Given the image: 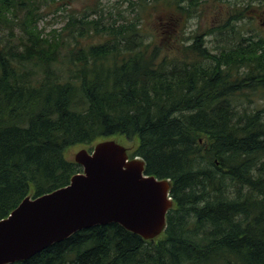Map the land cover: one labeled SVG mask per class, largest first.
I'll return each mask as SVG.
<instances>
[{
	"label": "trees",
	"instance_id": "1",
	"mask_svg": "<svg viewBox=\"0 0 264 264\" xmlns=\"http://www.w3.org/2000/svg\"><path fill=\"white\" fill-rule=\"evenodd\" d=\"M128 1L139 12L123 24L98 8L46 33L48 0H0V221L83 172L69 148L120 135L171 182L166 229L98 225L11 264H264V109L240 108L264 91V38L206 41L237 33L252 2L187 38L207 0Z\"/></svg>",
	"mask_w": 264,
	"mask_h": 264
},
{
	"label": "water",
	"instance_id": "2",
	"mask_svg": "<svg viewBox=\"0 0 264 264\" xmlns=\"http://www.w3.org/2000/svg\"><path fill=\"white\" fill-rule=\"evenodd\" d=\"M83 168L68 186L27 197L0 221V264L32 258L78 231L117 223L145 240L166 229L173 207L171 183L145 175L140 158L113 140L82 149L74 160Z\"/></svg>",
	"mask_w": 264,
	"mask_h": 264
},
{
	"label": "rangeland",
	"instance_id": "3",
	"mask_svg": "<svg viewBox=\"0 0 264 264\" xmlns=\"http://www.w3.org/2000/svg\"><path fill=\"white\" fill-rule=\"evenodd\" d=\"M42 6L43 17L39 20L38 26L40 29H44L46 33L52 30H62L66 25L69 15L74 14L82 17L83 15H89L90 19L96 17L93 10L101 8L100 14L103 15V22L108 24H114V21L118 24H123L125 20H132L138 14L139 9L137 5L131 6L128 0H56L52 2L48 0ZM135 4H138L140 0H132ZM152 1V0H149ZM231 2V5L229 4ZM252 2L245 19L235 24L236 32L229 30L231 33L224 32L223 36L207 37V46L217 53L219 48H229L232 45H237L240 41V36L249 37L253 35L261 36L264 38V25L262 21L264 19V0H207L201 5L190 18L185 27V36L190 38L193 34L198 32H206L210 28L218 27L228 20V17L235 14L236 10L246 4ZM262 2V3H260ZM233 6V9H230ZM235 8V9H234ZM152 12V10H151ZM156 13V12H153ZM153 19V17H151ZM186 16H183L185 19ZM148 20L150 17L147 18ZM157 19V16L155 18ZM225 31L222 30L221 33ZM97 39H92L95 42ZM211 40V41H209ZM247 109H264V91H258L251 93L248 98L241 99L240 108ZM113 140L116 143L125 147L128 153H132L135 147L138 146V139L134 141H128L124 136H113L107 139L100 140L98 142ZM94 143L96 146L98 143ZM94 148V147H92ZM82 149H89V145H77L69 148L65 155L70 161H74L77 153Z\"/></svg>",
	"mask_w": 264,
	"mask_h": 264
},
{
	"label": "flooded vegetation",
	"instance_id": "4",
	"mask_svg": "<svg viewBox=\"0 0 264 264\" xmlns=\"http://www.w3.org/2000/svg\"><path fill=\"white\" fill-rule=\"evenodd\" d=\"M262 24L264 25L263 21H262Z\"/></svg>",
	"mask_w": 264,
	"mask_h": 264
},
{
	"label": "bare ground",
	"instance_id": "5",
	"mask_svg": "<svg viewBox=\"0 0 264 264\" xmlns=\"http://www.w3.org/2000/svg\"><path fill=\"white\" fill-rule=\"evenodd\" d=\"M167 221V220H166Z\"/></svg>",
	"mask_w": 264,
	"mask_h": 264
}]
</instances>
